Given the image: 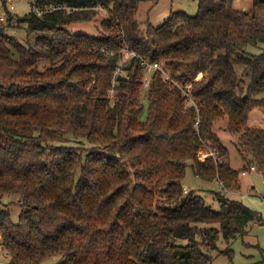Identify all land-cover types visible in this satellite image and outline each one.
Returning a JSON list of instances; mask_svg holds the SVG:
<instances>
[{
	"label": "trees",
	"instance_id": "obj_1",
	"mask_svg": "<svg viewBox=\"0 0 264 264\" xmlns=\"http://www.w3.org/2000/svg\"><path fill=\"white\" fill-rule=\"evenodd\" d=\"M141 1L34 0L19 21L49 36L31 45L0 27V198L17 196L21 205L17 222L0 207L8 264H212L220 237L227 246L219 252L230 254L228 244L261 221L219 191L213 209L181 182L190 165L223 190L240 187L243 169L230 165L214 130L224 118L244 163L264 172V127L251 122L256 113L264 119V51L244 49L264 44V0L247 10L198 0L196 15L172 12L143 34L135 19ZM96 9L107 14L103 37L65 32L92 21ZM125 48L136 55L122 65ZM143 61L190 84L199 112L159 70L141 103ZM203 147L217 158L199 160Z\"/></svg>",
	"mask_w": 264,
	"mask_h": 264
},
{
	"label": "rangeland",
	"instance_id": "obj_2",
	"mask_svg": "<svg viewBox=\"0 0 264 264\" xmlns=\"http://www.w3.org/2000/svg\"><path fill=\"white\" fill-rule=\"evenodd\" d=\"M33 1L34 0H14L15 9L12 10V12H7L4 8H1L2 13L7 18L5 21L0 22V27L3 29V33L12 36L11 38L20 45H27L26 41H29L31 45L35 38L39 35L49 36L48 34L41 32L29 33L26 25L19 21V18H22L31 10V8H33ZM251 3L252 0H233V6L242 10L249 9ZM197 7L198 0H157L155 3L149 0L141 1L137 12L135 13L137 27L140 33L143 34L148 26L160 25L170 15V13L185 12L188 15H196ZM96 10L97 15L92 21L77 22L67 25L64 27L65 32L71 36L73 34H86L95 38L103 37L104 29L102 27V21L107 18V14L102 9ZM244 49L248 53L257 54L264 51V44L259 46L247 45ZM126 50L128 49L125 48L122 51L124 52ZM14 56L16 55L14 54ZM57 60L58 59L50 62L41 61L38 63L37 68L43 69L45 67L56 66L59 64ZM119 64L123 65L124 61H121L120 59ZM163 70L167 71L165 68H163ZM144 74L145 69L143 70V76ZM151 74L152 72L150 73V77ZM54 76H59V72L57 70L54 71ZM202 76V72L196 73L195 80H201ZM0 81L4 83L6 82L3 81L1 77ZM147 88L148 87H144L143 85L140 88V101L144 105L146 104L145 95ZM109 93L110 97H112V91ZM251 122L252 124H256L258 126L262 125V127H264V122L261 120L257 121L254 119ZM225 125L226 118L220 119L215 124L214 130L229 152L230 165L239 170H244L250 165H254L256 168L255 171H249L244 176L239 175V179L241 180L240 187L236 190H227L226 193L225 190L220 188L217 182H215L217 178H215L214 181H205L195 175L192 172L190 165H188L185 170V176L181 182L183 192L187 193L189 191H193L194 193L201 195L211 208L218 209V203L215 199L216 197L214 191H219L222 192L226 198L240 201L250 209L259 212L261 221L249 223L247 225V233L245 235H238L230 242V244H228L231 248L230 254H222L219 252V250L227 246V243H225L222 237H220L217 242L218 250H212L210 251V254L212 255V264H264V172L254 163H244L239 150L241 145L239 138L237 135L230 134L225 131ZM66 138L69 143H78L83 141V139H78L72 135H67ZM207 154L212 158H217V153L207 147L201 148L197 153V157L202 159ZM0 207L9 209L11 220L13 222L18 221L21 212V205L17 196L3 195L0 198ZM180 243H184V241L180 240ZM10 260L9 256L0 254V262L2 264H8ZM56 260L57 257L52 259V261ZM50 261L51 260L46 261L43 264Z\"/></svg>",
	"mask_w": 264,
	"mask_h": 264
},
{
	"label": "built area",
	"instance_id": "obj_3",
	"mask_svg": "<svg viewBox=\"0 0 264 264\" xmlns=\"http://www.w3.org/2000/svg\"><path fill=\"white\" fill-rule=\"evenodd\" d=\"M20 1H25V0H20ZM1 8H4L7 12H12V10L15 9L14 0H0V22H3L7 18L2 13V9ZM134 55H136L134 51L126 50V51L123 52L121 61H126L127 59H129L131 56H134ZM143 66H144V69H145V74H144L143 79H142V85L144 87H148V85L150 83V78H151L150 77V73L153 70H159L162 73L163 79L166 82H168L170 84L177 85L180 88V90L182 92V95H183V97L185 99V102H186V107L187 106H194L196 112L197 113L199 112L200 106L197 105L196 100L190 94V87H191L190 84H186V85H183V86L177 84L176 82H174L172 80V78L170 77L169 73L167 71L163 70V68H162V66L160 64H157V63L150 64V63H146V62L143 61ZM112 96H113V92H112ZM199 118H200V116L197 115V118H196L195 123H194L195 127H197L198 124H199ZM255 169L256 168H255L254 165H250L247 170L246 169L242 170L240 172V175L244 176L249 171H255ZM218 182L220 184V188L223 189L222 183L220 181H218ZM184 190H185V188H184ZM0 254L9 256L7 250L5 249V247L3 245V241H2L1 235H0ZM0 264H2V263L0 262Z\"/></svg>",
	"mask_w": 264,
	"mask_h": 264
},
{
	"label": "crops",
	"instance_id": "obj_4",
	"mask_svg": "<svg viewBox=\"0 0 264 264\" xmlns=\"http://www.w3.org/2000/svg\"><path fill=\"white\" fill-rule=\"evenodd\" d=\"M258 115V116H257ZM263 116L262 115H259L258 113H256V114H254V118H253V120L255 119V120H261L262 122H264V119L262 118ZM261 127H262V125H261ZM207 157H209L208 156V154L207 155H205V157L204 158H202V159H200V158H198L199 160H204L205 158H207ZM248 169V168H247ZM246 169V170H247ZM241 181V180H240ZM215 182H217V184H218V186L220 187V184H219V182L216 180ZM189 189H191V188H189ZM193 189V188H192ZM225 192L227 193V190H225Z\"/></svg>",
	"mask_w": 264,
	"mask_h": 264
}]
</instances>
